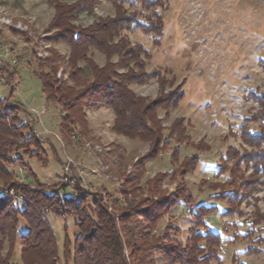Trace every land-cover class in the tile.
Wrapping results in <instances>:
<instances>
[{
  "label": "clouds",
  "instance_id": "clouds-1",
  "mask_svg": "<svg viewBox=\"0 0 264 264\" xmlns=\"http://www.w3.org/2000/svg\"><path fill=\"white\" fill-rule=\"evenodd\" d=\"M60 2L78 5L63 16L61 42L43 44L35 56L21 46L24 63L30 58L37 73H51L47 97L20 87L8 96L4 81L16 79L0 69V96L21 105L0 128L18 126L15 142L28 149L21 161V149L0 139V152L7 148L14 161L0 158V191L10 197L0 212V264H264V170L242 159L253 151L242 134L264 127V0H244L242 42L219 70L205 64L215 52L206 55L178 0ZM189 41L200 46L178 53ZM81 65L83 82L97 84L77 99L82 74H71ZM247 88L258 91L249 96ZM197 93L214 97L206 115L197 111ZM103 109L112 119L98 130L92 117ZM212 120L220 126L210 127ZM106 131L137 137L143 148L128 156L114 137L109 154ZM89 143L88 155L76 151ZM198 149L219 161L215 176L193 156ZM225 229L238 235L220 239Z\"/></svg>",
  "mask_w": 264,
  "mask_h": 264
},
{
  "label": "rangeland",
  "instance_id": "rangeland-1",
  "mask_svg": "<svg viewBox=\"0 0 264 264\" xmlns=\"http://www.w3.org/2000/svg\"><path fill=\"white\" fill-rule=\"evenodd\" d=\"M243 3L244 0H178V4L183 5V7L179 8L181 16H188L189 13L191 14L189 19L192 20V23L189 24L188 27L192 28L197 36H202L203 44L207 45V48L204 49L206 55L210 51L215 52V56H208L204 61L208 67H211L212 63H215L217 70H219L221 63L226 62L229 59V54L234 51V46L242 42L239 37L243 31L242 25L245 22L246 15L242 11L241 6ZM77 7V4L72 3L63 6L62 8L60 0H0V60L10 62L13 67L18 68L17 75L15 76L16 83H11L9 80L4 81L5 85H10L8 96H15L18 87L26 89V91L23 92V95L25 96H34L37 93H42L44 95L42 86L34 75V72L26 65L17 66V62L15 64L12 63L15 59L10 57L12 53L10 52V48H12L13 53L19 55L23 54L21 46L30 48L32 55L35 56L38 49L43 44L60 43V37L57 35L60 32L59 30H64L65 27L64 22L62 26H60V24H55L57 23L56 19L59 17V14L62 13V10L67 8L76 9ZM205 21H207V23H205ZM197 29H199V31H197ZM186 31L187 29H185V32ZM204 33H210V35H204ZM13 37L16 39L13 40ZM189 46L195 50V48L200 45L192 44V42L189 41L186 44L180 45L179 49H177L178 53L180 50L186 49ZM5 58L7 59L5 60ZM39 59L41 62H45L48 61L47 59H51V57L42 56L39 57ZM96 60L98 63H103V53L99 50L96 54ZM81 66L83 67V65ZM201 75H203V73H201ZM212 75L213 74L210 72L209 76ZM250 78L249 75H245L244 77V79ZM185 80H187V77H185ZM221 83L227 84L228 81L224 80L221 81ZM204 84L206 86L207 81H205ZM83 85L84 83L77 85L79 92L83 90ZM246 91L249 96H255L258 89L247 88ZM261 94L264 95V93ZM197 96L198 99L202 101L199 103L197 111L204 109L206 110V115L207 110L213 108L214 97L207 98L209 96L208 93H204L203 95L197 93ZM1 99H6V97L0 96V100ZM8 102L13 103L18 101L13 99ZM193 103L195 104L197 101L194 100ZM3 108L4 111L1 112L3 116L9 114V117L14 118V114L17 111H10L8 106H3ZM226 110V106L220 109L221 112ZM92 119L99 130L102 128L105 121L112 119V113L108 109H103L95 112ZM245 119H247V117ZM220 123L219 120H212L210 127L217 128L220 126ZM229 127H231V125H229ZM260 128H253L252 131L257 133ZM196 131L199 132L200 127H197ZM97 134L99 135V131ZM114 137L119 138L120 143L126 145L128 156H134L135 153L140 152L143 148V142L139 138H130L118 134L115 131H106L105 135L101 137V142L107 147L109 154L114 151L111 145L117 143V139ZM204 137L205 139L209 138L207 132L204 133ZM246 145L256 152L264 150V147H262L264 145ZM75 147L76 151L84 152L85 155H88V150H91L93 145L90 143L84 146L77 144ZM209 147H213V145L210 144ZM203 151L204 150L198 149L193 153V156L200 157V159L204 161V164L207 162L208 166H204L202 170L215 176L220 167V163L211 156L203 155ZM18 152L21 153V159L23 160L24 154L28 151L21 149ZM147 154V152H144L143 155L139 156V159H143V156ZM91 155L94 156L95 153L93 152ZM6 157L8 161H13L12 157L8 154V151ZM221 159H223V157H221ZM150 163L156 164V161L154 160ZM9 164H11V162ZM132 166L134 167V164ZM236 223L239 227L243 228L242 222L238 221ZM217 231L222 234L224 240H230L238 235L234 234L233 237H229L226 235V229L223 232L220 230ZM244 234L246 235L247 233Z\"/></svg>",
  "mask_w": 264,
  "mask_h": 264
},
{
  "label": "trees",
  "instance_id": "trees-1",
  "mask_svg": "<svg viewBox=\"0 0 264 264\" xmlns=\"http://www.w3.org/2000/svg\"><path fill=\"white\" fill-rule=\"evenodd\" d=\"M60 9H62V8H60ZM73 10H75V9L74 8H67V9L62 10V13H60L59 17L56 19L57 23H55V24H60V26H62L64 14L66 12H70ZM59 31L60 32L57 36H59L60 40H61L66 29H64V30L60 29ZM129 51H131V49H129ZM10 52H12L10 57L14 58L16 60L17 66L26 65L30 70H32L34 72V75L39 80V82L42 86V91L44 93V96L47 97L48 93L45 91V89L47 87H49L50 81L45 80L44 77L51 75V73L50 72L37 73L36 69L31 67V65H32L31 59H27V62L24 63L23 62L24 61V55L23 54L19 55L17 53H13L12 48H10ZM47 60H50V59H47ZM5 63L10 64V62H7V61H5ZM41 66L44 67V64L42 63ZM0 69L7 71V75L10 78H16L15 76L17 75V72H18L17 67L11 66V70L9 71L5 68L4 65H1ZM77 74H82V82L81 83H84L83 82V75L86 74V70L84 69V67L81 66V67L76 68L72 72L71 75H72V77H76ZM9 81H11V80H9ZM96 84H97V82L95 79H93L91 81V83H84L83 90H81L79 92L77 99L84 96V94L87 93L89 91V89H92L94 86H96ZM260 99L262 102H264V95L260 94ZM8 101H7V99H1L0 105L8 106L9 110L14 111V112L17 111L19 109L18 107L21 106L20 103H18V102L9 103ZM69 115H70L69 113H66L65 116L62 117L61 122L68 119ZM0 119L7 122V120L9 119V114L7 116H3V114L0 112ZM11 119L15 120V119H17V116L14 114V118H11ZM23 123L26 124L28 122H23ZM18 131H19L18 126L14 125L12 127H9V126H7V123H5V125L2 128H0V139H4V143L8 144L9 147H16V148L24 149L25 151L26 150L28 151V149L24 146V144H16L15 137H16ZM116 133L121 134V135H125V136L130 137V138H137V137H133V136H128L126 133H121V132H116ZM19 134L23 135V132H20ZM5 138H8V139H5ZM242 138L244 139V143H246L248 145L262 146V145H264V127H261L260 130L257 131V133L252 131V129H251V131L249 133L242 134ZM36 143L39 144L38 137L36 138ZM177 147H179V145H177ZM7 151H8V149L5 148L4 151L0 152V158H3L7 163H10V162L13 163V161L7 160V157H6ZM16 157L20 158V160L22 161L21 153H19L18 151L16 153ZM244 158H246V162H253V161L255 162V163H253V168L256 169V172H261L262 170H264V150H262L260 152H256V151L244 152L242 159H244ZM250 180H251V178H249V180L244 181V183H248ZM6 200L10 202V197H7L3 191H0V212L5 211ZM216 235L220 239H223L222 234L219 231L216 232ZM174 252H175L174 247H171L168 249L166 255L171 257V256H173ZM175 259L176 260L180 259L179 253L175 254Z\"/></svg>",
  "mask_w": 264,
  "mask_h": 264
},
{
  "label": "snow or ice",
  "instance_id": "snow-or-ice-1",
  "mask_svg": "<svg viewBox=\"0 0 264 264\" xmlns=\"http://www.w3.org/2000/svg\"><path fill=\"white\" fill-rule=\"evenodd\" d=\"M204 166H205V167H207V166H208V165H207V162H205Z\"/></svg>",
  "mask_w": 264,
  "mask_h": 264
}]
</instances>
